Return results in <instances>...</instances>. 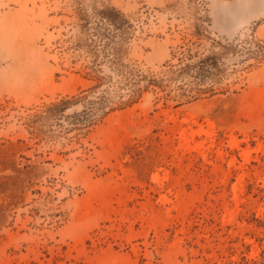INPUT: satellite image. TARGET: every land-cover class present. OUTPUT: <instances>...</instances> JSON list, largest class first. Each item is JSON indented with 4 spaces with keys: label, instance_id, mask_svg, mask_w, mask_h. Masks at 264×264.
<instances>
[{
    "label": "rangeland",
    "instance_id": "obj_1",
    "mask_svg": "<svg viewBox=\"0 0 264 264\" xmlns=\"http://www.w3.org/2000/svg\"><path fill=\"white\" fill-rule=\"evenodd\" d=\"M0 264H264V0H0Z\"/></svg>",
    "mask_w": 264,
    "mask_h": 264
},
{
    "label": "bare ground",
    "instance_id": "obj_2",
    "mask_svg": "<svg viewBox=\"0 0 264 264\" xmlns=\"http://www.w3.org/2000/svg\"><path fill=\"white\" fill-rule=\"evenodd\" d=\"M5 72V74H6V71H4ZM10 79H11V77H10Z\"/></svg>",
    "mask_w": 264,
    "mask_h": 264
}]
</instances>
